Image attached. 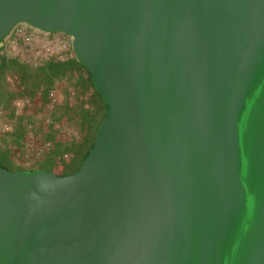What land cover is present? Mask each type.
<instances>
[{
    "label": "water",
    "instance_id": "obj_1",
    "mask_svg": "<svg viewBox=\"0 0 264 264\" xmlns=\"http://www.w3.org/2000/svg\"><path fill=\"white\" fill-rule=\"evenodd\" d=\"M18 24L108 113L76 173L0 167V264H264V0H0Z\"/></svg>",
    "mask_w": 264,
    "mask_h": 264
},
{
    "label": "trees",
    "instance_id": "obj_2",
    "mask_svg": "<svg viewBox=\"0 0 264 264\" xmlns=\"http://www.w3.org/2000/svg\"><path fill=\"white\" fill-rule=\"evenodd\" d=\"M23 53L16 57L0 55V127L8 128L0 132V167L9 172L28 171L15 166L10 157L14 148L23 147L22 143L28 133H33L31 125L36 113L31 108L38 101L40 109H44L49 90L58 82L76 92L75 104L61 108V116H68V111L71 112L83 135L79 141L72 139L69 143L61 140L57 142L54 136L58 134V129L54 131L48 128V132L43 135L44 141L53 142L54 147L38 165V171L57 176L74 174L92 149L97 128L107 116L108 107L97 93L89 72L75 58L72 48L63 59L58 55L41 58L37 68L31 66L25 49ZM15 78L18 82L16 86L9 82ZM17 102L23 104L21 110L15 107ZM37 133L34 131L33 136ZM63 154H67L70 160L63 161V172L55 174L57 158Z\"/></svg>",
    "mask_w": 264,
    "mask_h": 264
},
{
    "label": "built area",
    "instance_id": "obj_3",
    "mask_svg": "<svg viewBox=\"0 0 264 264\" xmlns=\"http://www.w3.org/2000/svg\"><path fill=\"white\" fill-rule=\"evenodd\" d=\"M11 34V33H10ZM38 38L41 43V48L36 49L33 42ZM18 41H21L25 46V55L28 57L29 62L33 68H37L39 66V61L41 58H45L49 55H58L61 59L67 57L68 51L72 48V38L63 33H55V34H39L34 33L28 26L25 24L16 25L12 30V34L10 38H8L6 44L1 46L0 55H3V52H7V48L13 46ZM9 82L12 85H17V79H10ZM62 83H54V86L49 90L47 95L46 105L44 107L45 111H54L59 108V94L61 90ZM70 97L72 98L76 93L74 90L69 89ZM70 98V99H71ZM18 110L23 108V104L21 102H17L15 106ZM42 125L46 128H52L54 131H57V123L50 117L44 116L42 121ZM8 128L5 127L4 131H7ZM61 136L64 138L65 135ZM60 137V135H59ZM53 142L51 141H43L39 144L35 141H27L24 145V153L17 158L16 162L19 165L27 166L31 160L35 158L45 157L52 149ZM68 158L67 154L60 155L57 158V164H61L65 159Z\"/></svg>",
    "mask_w": 264,
    "mask_h": 264
},
{
    "label": "rangeland",
    "instance_id": "obj_4",
    "mask_svg": "<svg viewBox=\"0 0 264 264\" xmlns=\"http://www.w3.org/2000/svg\"><path fill=\"white\" fill-rule=\"evenodd\" d=\"M18 25H20V24H18ZM26 26H28V25H26ZM28 27L34 33L45 34V33L41 32V31H39L33 27H30V26H28ZM11 34H12V32H11ZM11 34H9L7 37H5L2 40V43H0V51H1V49H3V48H1V46L2 45L4 46L6 44L8 38H10ZM41 43H42V41H40L38 38H36L33 42L36 49L41 48ZM24 49H25V46L20 41H18L13 46L8 47L7 52L6 51L3 52V55H7L8 57L20 56V55L24 54L23 53ZM67 88L68 87L66 85L62 84L60 94H59L60 95L59 96V108H57V110L45 111L42 108L40 109V105H39L38 101H36L35 107L31 108V110L36 114H34L35 119H32V125H31L32 126L31 129H32L33 133L29 132L28 135L26 136L28 141H35V142H37V144L44 141L43 135H45V133H47L49 130L48 128H46L42 125V121L44 119V116L52 118L57 123L58 134L56 135V137L54 136L55 141L59 142L61 140V141H64L65 143H69L72 141V139H75L76 141H79L81 139L83 134L80 130V126L77 123L74 115L68 111V116L67 115L61 116V108L67 107L66 106L67 104L69 107H71L76 102L77 95L75 94L71 98L70 94H69V88L68 89ZM86 98H87V96H86ZM55 118H57V120H55ZM58 118H59V120H58ZM0 128L2 129V131H0V132H3L5 127L1 126ZM34 131L38 132L35 136H33ZM61 134L65 135V137L63 138L61 136ZM59 135H60V137H59ZM42 158H44V157H42ZM38 159H40V158H38ZM69 160H70V157L68 156V158L65 159V161L68 162ZM23 168L24 169H29V168L32 169V168H37V167H35V164H34L31 166H23ZM62 169H63L62 164H58V166L54 169L55 174L62 173L63 172Z\"/></svg>",
    "mask_w": 264,
    "mask_h": 264
},
{
    "label": "crops",
    "instance_id": "obj_5",
    "mask_svg": "<svg viewBox=\"0 0 264 264\" xmlns=\"http://www.w3.org/2000/svg\"><path fill=\"white\" fill-rule=\"evenodd\" d=\"M27 141H28L27 140V137H25V139H24V141L22 143L23 144V147H21L20 149L19 148H14L13 154L10 157L11 161L13 160L12 162L14 163V165L17 166V167H21L22 169H24L23 166L22 165H19L16 162V160H17L18 157H20L24 153V151H23L24 150V145L26 144ZM43 161H44V158H40V159L35 158V159L31 160L30 163L27 166H31V165H34L35 164V167H37V168H32V169L29 168V169H26V170H28V171H38L39 170L38 169V165L40 163H42Z\"/></svg>",
    "mask_w": 264,
    "mask_h": 264
}]
</instances>
